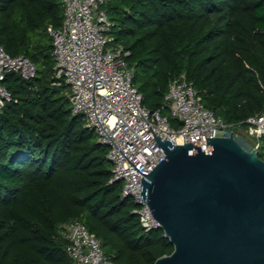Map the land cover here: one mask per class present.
<instances>
[{
  "label": "trees",
  "instance_id": "16d2710c",
  "mask_svg": "<svg viewBox=\"0 0 264 264\" xmlns=\"http://www.w3.org/2000/svg\"><path fill=\"white\" fill-rule=\"evenodd\" d=\"M112 33L144 106L160 109L184 73L204 105L227 123L264 113V0H107ZM61 0H0V46L37 65L25 79L6 73L11 99L0 112V264H75L62 225L81 220L115 264H153L173 245L145 231L132 198L111 181L108 147L74 114L55 84L52 37Z\"/></svg>",
  "mask_w": 264,
  "mask_h": 264
},
{
  "label": "built area",
  "instance_id": "2783aa9c",
  "mask_svg": "<svg viewBox=\"0 0 264 264\" xmlns=\"http://www.w3.org/2000/svg\"><path fill=\"white\" fill-rule=\"evenodd\" d=\"M64 12L59 27L48 26L52 37L54 83L67 86L74 114L82 115L100 144L108 147L111 181H121L122 198H132L141 227L160 228L148 204L141 198V174H149L166 154L159 147L168 137L173 143L206 144V137L239 132L264 160V113L249 116L244 125L227 123L207 108L193 82L184 73L174 77L164 95L170 114L180 121L170 124L160 109L143 105L142 94L126 65L130 54L112 33L114 21L107 0H61ZM33 78L37 65L23 54L10 55L0 46V112L11 99L2 83L6 73ZM260 151L261 154L260 155ZM67 255L75 264H115L104 254L101 242L79 219L62 225Z\"/></svg>",
  "mask_w": 264,
  "mask_h": 264
},
{
  "label": "water",
  "instance_id": "95a60500",
  "mask_svg": "<svg viewBox=\"0 0 264 264\" xmlns=\"http://www.w3.org/2000/svg\"><path fill=\"white\" fill-rule=\"evenodd\" d=\"M154 136L166 157L141 174V198L173 250L153 264H264V160L245 136Z\"/></svg>",
  "mask_w": 264,
  "mask_h": 264
},
{
  "label": "rangeland",
  "instance_id": "374dc122",
  "mask_svg": "<svg viewBox=\"0 0 264 264\" xmlns=\"http://www.w3.org/2000/svg\"><path fill=\"white\" fill-rule=\"evenodd\" d=\"M163 101H164V103H165V100H163ZM165 104H166V103H165ZM166 105H167V104H166ZM167 106H168V105H167ZM169 111H170V109H169ZM260 155H262V154H261V151H260Z\"/></svg>",
  "mask_w": 264,
  "mask_h": 264
}]
</instances>
